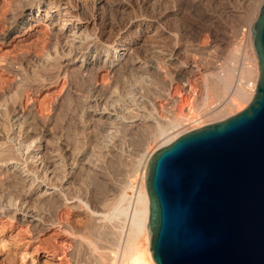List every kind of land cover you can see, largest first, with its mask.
Instances as JSON below:
<instances>
[{"label": "rangeland", "instance_id": "obj_1", "mask_svg": "<svg viewBox=\"0 0 264 264\" xmlns=\"http://www.w3.org/2000/svg\"><path fill=\"white\" fill-rule=\"evenodd\" d=\"M105 1L112 6L118 1L124 2L129 9L126 14L132 15L141 14L144 11L153 15L164 8V5L171 8L181 5L182 11L177 19L170 17L165 24L169 34L172 33L167 38V44L175 47L178 53L175 52L177 59L174 60L172 67L168 66L171 74L164 73L161 65L160 67L157 65L155 68H150L148 73H145L144 69H133L129 71V74L117 77L107 75L106 71L95 76L87 75L85 72V75L84 73L75 75L72 69H76L77 65L65 66L66 51L64 52L61 46V37L57 32L58 18H53L51 22L35 15L33 17L35 20H21L14 24L10 16L17 8L18 0H0V131L4 138L10 137V155L21 158L26 165L34 167L40 179L42 176V178H48V164L50 165L53 158H56V162L60 164V171L51 178V182H55V185L64 190L65 197L62 201L60 199H50L46 202L31 200V203L37 204L39 210L43 212L45 219L59 224L64 223L49 226L43 231L39 228L42 232L35 240L25 235L22 239L17 235L18 231L32 232L27 223L12 220L7 214L0 218V264H97L94 259L97 255L103 257L113 255L115 264H131L134 259L146 255L147 251L149 252L146 231L128 238L136 192L139 190L138 187H141L144 161L148 160L156 150L169 144L170 142L166 139L174 136L182 128L189 129L199 124L202 119L207 124L216 122L215 118L211 120L208 115L203 117L200 111L217 100L216 95L208 87L211 80L209 67L214 63V66L219 69L226 65L232 66L236 69L234 76V85H236L239 83L240 69L244 62L249 61L254 64V61L248 58L251 53L254 56L251 48L250 22L253 23L257 18L264 0L253 3L252 8V3L245 6L246 2L243 0H166L162 2L161 8L158 0H154L152 11L150 7L149 11L145 10L147 8L142 0ZM87 2L89 6L86 4V9L81 13L82 18L85 19L91 18L94 13L93 5H91L93 3L90 0ZM249 6L250 11L246 10ZM232 7H236V10L230 11ZM113 11L109 12V16L113 21H118L119 15L117 16L116 11L115 13ZM239 13L246 15L242 16ZM220 16H222L221 19H219ZM243 17H245L244 20ZM246 18L248 20H245ZM101 19L98 20V31L109 32L108 20ZM235 31L238 32L236 36L233 35L235 40L230 41V35L233 32L235 34ZM44 55H50L52 62L41 61L40 57ZM189 57L198 62L200 70L190 74L188 76L190 79H186L179 75L181 71L176 66ZM255 57L257 59L256 54ZM145 58L143 57L149 62L155 61L154 56L151 58L145 56ZM65 68H72L69 73L74 76L65 74L63 72L66 71ZM256 72L259 78V64ZM138 81L141 84H138ZM136 83L157 110H161V107L167 108L171 119H179L183 123L175 126L174 129H169L168 134L164 135H157L156 128L134 133L121 129L108 136L110 144L105 146L106 117H98L93 111L86 110L81 103V98L90 96L88 92L90 87L97 86L100 94L96 93L93 109L100 110L105 108L103 105L106 104L105 101H99L102 95L115 88L113 90L123 97L129 85H136ZM123 103V99L119 100L116 109L130 121L131 117ZM248 104L249 102L236 111L232 109L233 114L241 111ZM15 110L22 111L27 118L30 127L28 126L26 131L30 130L28 135L33 136L29 140L28 135L23 137V134L27 133L22 131L23 128L20 129V124L13 120ZM134 111L138 112L137 109ZM229 116L225 115L217 121ZM129 121L128 124H132ZM152 129L154 132L151 133L154 135L148 133L151 136L149 137L147 131ZM16 134L21 136L19 135L18 138ZM34 138L37 140V145L42 146L39 152L44 154L43 158L46 157L42 163L44 165H39L40 167L24 160V146ZM100 148L105 149L101 158L96 153ZM48 157L52 160L48 159V161ZM130 182L135 186L133 191L127 188ZM26 188L27 185L20 178L9 177L0 172L1 198H10L12 195L11 198L18 200ZM123 192L133 195L126 215L116 213L118 206L121 205L118 199L121 194H124ZM125 205L128 203L126 202ZM99 210L105 216L102 217L103 219L99 216Z\"/></svg>", "mask_w": 264, "mask_h": 264}, {"label": "bare ground", "instance_id": "obj_2", "mask_svg": "<svg viewBox=\"0 0 264 264\" xmlns=\"http://www.w3.org/2000/svg\"><path fill=\"white\" fill-rule=\"evenodd\" d=\"M90 1L93 3L91 5H93V10H94V13L92 12L93 15L91 18L85 19V18H82L81 16V13L86 9L85 6L88 3L87 0H18L19 3L17 5V8L14 9V11H12L10 19L12 23L17 24L21 22V20L22 21H25L28 19L35 20V18H33L35 15L38 16V18H44L45 20H50V21L53 20V18H58L57 19L58 20L57 32L59 33L61 37V40H60L61 46L63 47L64 52L66 51L65 56H64L65 57L64 59L66 61L65 66L73 65L74 67V65L75 66L77 65L76 69H72V68L66 69L67 68L66 67L65 68L66 71H63L65 74L70 75L71 73H69V71H71L70 69H72L74 70L73 74L75 75L76 74L79 75L85 72L87 73V75L89 74V75L95 76V75L100 74L102 71H106L107 75L111 74L112 76L116 75L117 77V76L125 75L127 73L129 74V71L133 69H140V70L144 69L145 73L146 72L148 73L151 70L150 68H155V66L157 65L158 67H160L161 65V68L164 69V70L162 69L164 73L171 74V72L168 70L169 69L168 66L172 67L174 60L177 59L175 55L176 48L167 44V40H168L167 38L172 33L169 34V30H167L168 27L166 28L165 24L167 23V20L170 17L177 19V16L182 11L181 5L180 7L179 5H177L172 8L170 6L164 5L163 6L164 8H162V5H163L162 2L163 1L166 2V0H158L157 2L158 4H160L159 6L162 9L157 14L150 15L149 13H146V11H144V13L143 12L141 14L135 13L134 15H132L129 13L126 14L127 13L126 11L129 9H128V6L124 2L114 0L118 2L117 3L114 2L116 4L112 6L111 3L109 4L108 1L106 2L105 0H90ZM142 1H143V4H145L147 8V9L144 8L145 10L149 11L148 9L149 7L151 8V11L152 9H154L153 7V4L155 2L154 0H142ZM243 1L246 2L244 3L245 6H247L246 4L251 5L252 3L251 8L253 7V3L258 2V0H243ZM240 2L238 4H240ZM235 8L232 7L230 11L236 10ZM113 10L116 11L117 16L119 15L118 21H115V20L113 21L112 18L109 16L110 14L109 12ZM246 10L250 11L251 10L250 6H249V9L247 8ZM90 11H92V9ZM248 11L246 12L248 13ZM244 13L243 14L239 13V14L244 16L246 15ZM221 17L222 16H220L219 19H221ZM99 18L100 19L106 18L108 20L107 25L109 26V32L98 31L99 27L97 26L99 25L98 24ZM244 18L245 17H243L242 19L244 20ZM248 18H246L245 20H248ZM252 24L253 23L250 22V31H251ZM176 25H178V23ZM233 33H231L230 35V38H229L230 41L232 39L235 40L233 37L236 36V33L238 32L235 31V34ZM251 48L254 53V56L251 53V56H249L248 58L253 60L254 64H251L249 61L244 62L242 68L240 69L241 74H240V80L238 81L239 83L236 85H234V76H235L236 69L233 68L232 66L226 65L227 67L225 66L219 69L214 66L215 65L214 63L211 67L208 68L209 74H210L209 76L211 77V80L208 83L209 85L208 87H210V89L216 95L217 100L211 103L208 107H203V109L200 110L203 114V117L208 115L209 117H211V120L212 118H215L217 121V119H220V118L222 119L223 116L225 115L229 116V114H233L232 109L236 111L242 108L243 106H245L244 104H247L248 102H250L251 98L254 96L253 95L254 91L252 90V88L250 87L249 89L250 82L252 83L253 86L256 87L258 79H259L256 74L257 73L256 70H257L259 62L257 61L258 58L256 59L255 57L256 53H255V49L253 46L252 37H251ZM142 54L144 58L145 56L149 58L154 56L155 61L149 62L148 60H145L146 58L143 59V57H141ZM40 60L45 63H48V62H52V57L50 55H44L40 57ZM176 67L179 68V71H181L179 75H181L182 78H186V79H190L188 78L190 74L195 73L196 71L200 70L198 62L195 59H191L190 57L185 62L179 63V65H177ZM73 74H71L72 77L74 76ZM69 79H71L70 76H69ZM138 84H141V83H139L138 81ZM113 89L106 92L102 96L100 95L101 98L99 101H105L106 103L105 105H103L105 108L100 109L101 108L100 107L99 108L100 110L93 109V107H95L94 103L96 102L95 100L96 93L98 92L100 94V92L98 91L99 89H97V86L90 87V91H88L90 92V96L88 97L85 96L86 98L84 97V99L81 98L82 99L81 103L83 107L86 108V110L93 111L94 114L97 115L98 117H106V119L104 118L106 120V122L104 121V124H105L104 127L107 130L106 131L107 134L105 135L106 136L105 137L106 142L104 144L105 146H108V143H109L110 137L108 138V136H110V134H115L121 129H126L127 131L130 130V131H133L134 133V132H138L144 129L150 130V128H156L158 132L157 135L159 134L164 135V134H168L169 129L171 128L174 129L175 126H179V124L181 125V123H183L179 119H171L169 117L170 116L169 109L167 108L163 109L161 107V110L159 109L157 110L153 102H151L147 98V96L144 94V91L142 90V88L137 87V83L136 85L130 84L128 87V90H126L127 91L126 94L123 97H121V95H119L117 91ZM121 99L124 100V103H125L124 106H126V111L128 115H130L129 117H131V120H130L132 122V124L130 123L131 125L128 124L129 119H126L127 117L122 115L116 109V106L119 103V100ZM134 109H137L138 112H135ZM15 111L16 113L13 117L14 118L13 120L14 122H18L21 125V126L19 125V127H21L20 129L23 128L22 129L23 132L27 133V134H23L24 135L23 137H25L28 135V132L30 131V130H28V132L26 131L29 126L27 122V118L24 116L22 111L20 110H15ZM208 118H205V119H208ZM199 119H201V117ZM203 121L204 120L202 119V121L199 124H196L195 126H191L189 129L184 130L182 128L183 131L180 130L176 134L173 132L175 135L166 139V141L172 142L181 134L189 130L195 129L199 126H202L204 124H207L206 122H203ZM184 128L186 127L184 126ZM153 130L154 129H152L151 131H147V134L148 133L152 134L154 132ZM143 134L147 135L145 133ZM16 135L17 137L19 135L21 136V134L19 135L16 134ZM153 135L154 134H152V136ZM32 137L33 136L31 134L27 136L28 140ZM146 137L147 136H145V138ZM9 138L10 137H7V136H5L4 138V135L0 131V172L7 174L9 177L13 176L16 178H20L21 181L27 185V188L21 194L22 196H20L18 200H14L13 198H11L12 195L10 196V198L0 197V218L5 214V216L8 215L12 220L14 219L18 222L27 223L30 226V229H32V232L31 233L28 232L29 233L28 235V233H24L25 231L24 232L18 231L17 235L19 237H22V239L25 236L26 237L29 236L30 238L35 240L39 237V234L43 230L47 229L49 226H53L55 224L56 225L64 224V223L59 224L53 220L49 221L45 219L43 212L39 210V208L37 207V204L31 203L32 202L31 200L33 199H36L38 202H44V201L46 202V201H49L50 199H55V200L60 199L62 201V198L63 199L65 198L63 196L64 190L62 191L61 187L59 188L57 185H55L54 181H53L54 183L51 182V178L54 175H57V173H59L60 164L58 163V161L56 162L55 160L56 158H53V162H51L50 165L48 164L49 166L48 167V178L49 179L47 177L42 178L43 176L41 177V179L38 178L37 173H35L34 167L28 166L29 164L26 165L22 161L21 158L19 159L16 156L13 157L10 155L11 145H10ZM37 140L39 139L37 138ZM37 140L34 138V140L31 139V141H29L28 144L26 143V145L24 143L25 145V146L23 145L25 149L24 151L25 159L24 160L26 162L27 161L31 162L33 165L36 164L38 166L39 165L42 166L44 165L42 163L45 161L46 157L43 158L44 154L42 153L43 154L42 155L39 152L42 149L41 148L42 146H39L40 144L37 145ZM23 142L24 141H22V143ZM139 142H140V139H139ZM105 146L103 148H105ZM103 148H100V150L98 149L99 151L96 152L97 155L100 156L99 158H101L102 152L103 150H105ZM48 159L49 157L47 158V160ZM149 159L144 161L141 187H138L139 190L136 192L135 207L133 209V214H132L131 221H130L131 224H130V230H129V236H128V238H130V237L138 235L141 231H146L148 244H149V240H148L147 224L149 222V199H148V195L146 191L145 178H146V168H147ZM49 160H52V159H49ZM134 187L135 186L133 185L132 182H130V185L127 186V188L131 189L132 191ZM126 193L121 194L120 198L118 199L121 205L120 206H118L119 204L117 205L119 207L118 211L116 210L117 207H115L116 209H114V211H117L116 213L119 212V213H123L124 215L128 213L129 211L128 209L132 202L133 195H128ZM126 202L128 203V205H125ZM46 204L48 205V203ZM81 204H78V205L81 206ZM102 208H100L101 211H103ZM97 210L98 209H96V211ZM100 210H99L100 212L99 216H101L100 218L105 217L104 214L101 213ZM94 213L95 212H93V214ZM62 226H65V225H62ZM13 228H14V225H13ZM39 228L42 231L39 230ZM65 232L68 233L67 231ZM91 249H94V248H91ZM91 253H93V251ZM144 255H142V257L140 256V258L137 257L138 259H134L131 264H153L151 255H150V249H149V252L147 251V254L145 256ZM110 256L105 255L106 259H104L105 257L97 255V257L94 259L96 260L97 264H98V261H99V264H115V260H113L114 256L113 255H110Z\"/></svg>", "mask_w": 264, "mask_h": 264}, {"label": "water", "instance_id": "obj_3", "mask_svg": "<svg viewBox=\"0 0 264 264\" xmlns=\"http://www.w3.org/2000/svg\"><path fill=\"white\" fill-rule=\"evenodd\" d=\"M251 37L260 74L249 104L148 161L153 264H264V2Z\"/></svg>", "mask_w": 264, "mask_h": 264}, {"label": "built area", "instance_id": "obj_4", "mask_svg": "<svg viewBox=\"0 0 264 264\" xmlns=\"http://www.w3.org/2000/svg\"><path fill=\"white\" fill-rule=\"evenodd\" d=\"M250 87L252 88V90L255 92V89H256V87L255 86H253L252 84L249 86V89H250Z\"/></svg>", "mask_w": 264, "mask_h": 264}]
</instances>
